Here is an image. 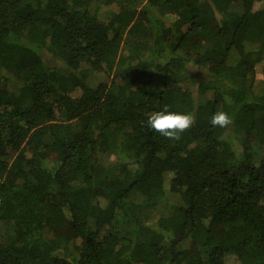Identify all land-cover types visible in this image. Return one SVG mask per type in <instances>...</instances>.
Wrapping results in <instances>:
<instances>
[{
	"label": "trees",
	"instance_id": "obj_1",
	"mask_svg": "<svg viewBox=\"0 0 264 264\" xmlns=\"http://www.w3.org/2000/svg\"><path fill=\"white\" fill-rule=\"evenodd\" d=\"M259 64L264 0H0V264H264Z\"/></svg>",
	"mask_w": 264,
	"mask_h": 264
},
{
	"label": "rangeland",
	"instance_id": "obj_2",
	"mask_svg": "<svg viewBox=\"0 0 264 264\" xmlns=\"http://www.w3.org/2000/svg\"><path fill=\"white\" fill-rule=\"evenodd\" d=\"M135 5H137V2H135ZM112 7H108V8H104L106 9H111ZM234 11H236L237 13H241L242 10V6H241V2H237L233 8ZM256 47L255 44H246V48H254ZM45 59H50V56L48 54H46L44 56ZM236 58V52L232 51L229 58H228V62L231 63L234 59ZM53 65L59 66L61 65V63L57 60L53 61ZM89 76V80L92 84H96L98 82L97 78H95L94 74H88ZM187 87H192L190 82H187L186 84ZM246 88L249 92L254 93V94H260L264 92V81H263V77H262V72H261V65H257L255 68V71L253 74L249 75L247 80H246ZM72 96H77V94L74 92L72 94ZM208 98H210V94L206 95L204 98L201 99L202 102L206 101ZM115 137H113L112 139H114ZM179 203V198L175 195H172L171 197H169V202L163 205H160L157 210L154 213L155 217H168L170 215L173 214V206ZM154 217V218H155ZM113 231L116 234L119 235H125V229L124 227L120 224V223H114L113 226ZM7 232L9 236L13 235V228L11 227H4V226H0V233L2 232ZM186 246V243H183L180 248H184ZM225 262L226 264H232L235 262V259L233 256H227L225 258Z\"/></svg>",
	"mask_w": 264,
	"mask_h": 264
},
{
	"label": "clouds",
	"instance_id": "obj_3",
	"mask_svg": "<svg viewBox=\"0 0 264 264\" xmlns=\"http://www.w3.org/2000/svg\"><path fill=\"white\" fill-rule=\"evenodd\" d=\"M192 123L193 118L190 113L170 111L166 107L153 111L147 119L148 127L172 139L178 138L179 134L191 127ZM210 123L225 127L231 123V117L224 111H217L212 115Z\"/></svg>",
	"mask_w": 264,
	"mask_h": 264
}]
</instances>
